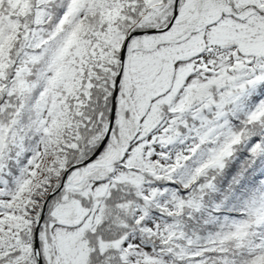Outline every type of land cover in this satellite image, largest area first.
I'll return each mask as SVG.
<instances>
[{
  "label": "snow or ice",
  "instance_id": "obj_1",
  "mask_svg": "<svg viewBox=\"0 0 264 264\" xmlns=\"http://www.w3.org/2000/svg\"><path fill=\"white\" fill-rule=\"evenodd\" d=\"M0 264H264V0H0Z\"/></svg>",
  "mask_w": 264,
  "mask_h": 264
}]
</instances>
